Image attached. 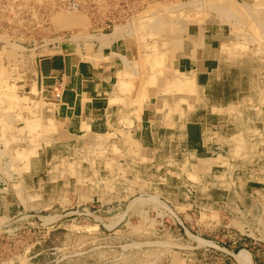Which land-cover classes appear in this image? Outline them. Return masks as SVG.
I'll return each instance as SVG.
<instances>
[{
	"label": "rangeland",
	"instance_id": "1",
	"mask_svg": "<svg viewBox=\"0 0 264 264\" xmlns=\"http://www.w3.org/2000/svg\"><path fill=\"white\" fill-rule=\"evenodd\" d=\"M63 1L15 0L11 13L8 1L0 0V116L6 106L18 100L14 92L28 59L49 53L47 47L55 38L86 34V42L81 40L85 51L91 39L119 24H129L135 39L140 36L141 42L151 43L164 39L165 33L167 38L179 39L187 31L196 35L200 30V38L212 31L219 36L223 53L235 58V67L243 73L250 67L260 71L264 65V39L252 26L255 20L264 26V0H234L245 6L247 13L243 6L238 8L241 12L233 7L229 12L227 8L192 9L189 5L194 1L203 4V0H75L78 14L88 15L87 26L56 29L51 15L55 9H63ZM26 3L32 10L25 8ZM24 21L29 23L25 27ZM7 41L17 44L18 50L10 49ZM250 60L255 61L252 66ZM239 62L242 64L238 66ZM131 77L126 88L119 85L120 89L131 91L142 85L141 73ZM4 142L0 143V188L10 187L12 179L17 183L12 187L20 196V174L10 177L14 166L21 172L20 163L15 164L12 148ZM58 150L65 158L62 163L76 161L82 168H94L87 175L85 170L77 174L83 181H92L93 197L85 194L78 202L65 197L60 204L52 199V206L38 207L29 202L21 209H6L10 201L1 196L0 203L6 205L0 206V264H242L235 255L241 249L250 252L252 264H264V173L260 167L245 164L235 168L225 159V166L216 171H224L222 177L206 171L199 180L197 174L177 167L173 175L159 167L150 176L145 167L140 175H127L125 169L111 178L84 158L75 159L74 155L81 157L84 152L74 151V145L60 144ZM61 175L56 171L46 177L50 183L45 189L56 193ZM32 177L30 171V181ZM112 183L116 189L107 187ZM117 185L126 187L125 192Z\"/></svg>",
	"mask_w": 264,
	"mask_h": 264
},
{
	"label": "crops",
	"instance_id": "2",
	"mask_svg": "<svg viewBox=\"0 0 264 264\" xmlns=\"http://www.w3.org/2000/svg\"><path fill=\"white\" fill-rule=\"evenodd\" d=\"M111 31L91 39L85 51L71 36L55 38L49 53L28 59L22 69L14 92L18 100L0 116V143L6 141L12 148L21 171L14 166L10 177L20 174L22 195H16L12 179L10 187L0 188V198L5 195L10 201L4 203L6 209L93 197L92 181L77 174L85 170L87 175L94 168H82L76 161L62 163L65 158L58 149L66 143L84 152L75 159L84 158L111 178L125 169L127 175H140L145 167L150 176L159 167L173 175L177 167L197 174L199 180L206 171L222 177L225 172L216 171L225 166V159L235 168L254 165L264 173V65L260 71L250 67L243 73L235 67V58L223 53L216 33L200 38L197 30L196 35L187 31L179 39L170 37L175 43L165 34L157 43L161 60L157 58L159 70L155 67L154 72L155 62L147 55L153 51L151 40L144 43ZM140 73V87L120 89V79ZM56 171L63 179L54 193L44 185ZM109 186L116 189L114 183Z\"/></svg>",
	"mask_w": 264,
	"mask_h": 264
},
{
	"label": "bare ground",
	"instance_id": "3",
	"mask_svg": "<svg viewBox=\"0 0 264 264\" xmlns=\"http://www.w3.org/2000/svg\"><path fill=\"white\" fill-rule=\"evenodd\" d=\"M8 1V4H7V7L9 6V8H7V9H9V10H11V13H12V10H14L15 11V7L13 6L14 5V2H15V0H7ZM21 1V0H20ZM22 1H25V0H22ZM42 1V0H41ZM33 2H35V1H33ZM40 2V1H39ZM62 2V1H61ZM60 2V3H61ZM64 2V4H62L61 6V8H63V9H59V10H54V12L52 13V15H51V19H53L52 21H53V25H54V27L56 28V29H58V27H59V29H61V27H63V28H71V29H74V28H80V27H83V26H87V25H85V24H87L88 22H86V17L88 16H84L83 15V13L82 14H78V12L76 11V10H78V5H77V3H78V1H77V3H76V1L75 0H64L63 1ZM24 3V2H23ZM27 3H29V2H27ZM27 3H26V6H25V8L27 7L28 8V10H29V8H31L30 6H28L27 5ZM172 3V2H171ZM175 3V2H174ZM18 4H20V3H18ZM32 4V3H31ZM187 4V3H186ZM22 5V4H21ZM30 5V4H29ZM165 5H168V3H166ZM185 5V4H184ZM189 5H190V7L192 8V9H194V7H197L198 9H201V7H204L205 9H225V8H227V10L229 11L230 9H232V7L235 9V11L236 12H241V10H239L241 7L240 6H243L242 4H239L238 5V3H236L234 0H226V1H224V0H203V4H201V2L200 3H198L197 1H194V2H190L189 3ZM188 5V6H189ZM16 6H18V5H16ZM163 7H165L164 5H162ZM2 7V5H0V8ZM5 7V6H4ZM171 7H173V6H171ZM174 7H175V5H174ZM181 7H182V4H181ZM230 7V8H229ZM244 7V9L246 10V13H247V10L248 9H246L245 8V6H243ZM242 7V8H243ZM17 8V7H16ZM35 8V7H34ZM161 8V7H160ZM167 8V7H166ZM165 8V9H166ZM169 8V7H168ZM179 8V7H178ZM239 8V9H238ZM6 9V10H7ZM162 9V8H161ZM164 9V8H163ZM172 9V8H171ZM177 9V8H176ZM190 9V8H189ZM209 9V10H210ZM223 9V10H224ZM5 10V11H6ZM20 10V9H19ZM22 10V9H21ZM31 10H32V8H31ZM170 10V9H169ZM202 10H203V8H202ZM201 10V11H202ZM220 10V11H221ZM226 10V11H227ZM23 11V10H22ZM165 11V10H164ZM191 11V10H190ZM199 11V10H198ZM232 11V10H231ZM18 12V11H17ZM17 12H13L15 15L17 14ZM35 12V11H34ZM194 12V11H193ZM213 12V11H212ZM215 12V11H214ZM222 12V11H221ZM230 12V11H229ZM19 14L21 13V11L20 12H18ZM26 13H27V11H26ZM188 13V12H187ZM197 13V12H196ZM218 13V12H217ZM224 13H226L225 11H224ZM248 13H249V16H251V12L250 11H248ZM22 14V13H21ZM20 14V15H21ZM141 14V13H140ZM195 14V13H194ZM244 13H241V15H243ZM26 15V14H25ZM138 15V14H137ZM148 15V14H147ZM173 15V14H172ZM191 15V14H190ZM198 15H199V13H198ZM227 15V14H226ZM134 15H132L131 17H133ZM196 16V15H195ZM222 16V15H221ZM246 16V15H245ZM20 17V16H19ZM130 17V18H131ZM153 17V16H152ZM151 17V18H152ZM89 18V17H88ZM87 18V19H88ZM191 18V17H190ZM250 18H252V17H250ZM231 19V18H230ZM241 19V18H240ZM253 19V18H252ZM131 20V19H130ZM154 20V19H153ZM194 20V19H193ZM235 20V19H234ZM250 20V19H249ZM255 20V19H254ZM159 21H160V19H159ZM166 21V20H165ZM236 21V20H235ZM125 22V21H124ZM135 22H137V21H135ZM166 22H168V21H166ZM253 22V21H252ZM172 23V22H171ZM27 24H29V23H27ZM26 24V22L24 21V22H22V25L25 27V25H27ZM134 24V23H133ZM174 24V23H173ZM253 24L255 25V28H254V25H252L253 26V29H254V31H255V33H257V35H260V37H261V39H264V26L262 25V23H260V21H256L255 20V23L253 22ZM129 25V24H128ZM128 25L126 26V25H118V26H115V27H113L112 28V31L110 32V33H112L113 34V36H115V35H118L119 33H125V34H127V35H130V36H132L133 35V30H131V29H133V28H131V26H129L128 27ZM131 25H132V23H131ZM138 25V24H137ZM245 25V24H244ZM133 26V25H132ZM174 26V25H173ZM252 28V27H251ZM67 29H65V30H67ZM148 29V28H147ZM152 29V28H151ZM85 30V29H84ZM145 30H146V28H145ZM148 30H150V28L148 29ZM173 30V29H172ZM76 31V30H75ZM93 31V30H92ZM154 31V30H153ZM156 31V30H155ZM87 32V31H86ZM132 32V33H131ZM80 33V32H79ZM84 33V32H83ZM140 33V32H139ZM155 33V32H154ZM153 33V34H154ZM157 33V32H156ZM88 34V33H87ZM90 34V33H89ZM106 34H108L109 35V33H106ZM166 34V33H165ZM73 35V34H72ZM141 35V34H140ZM150 35V34H149ZM88 36V35H87ZM102 36V35H101ZM111 36V35H110ZM142 36V35H141ZM147 36H148V33H147ZM156 36V35H155ZM165 36V35H164ZM169 36V35H168ZM85 37H86V34L85 35H83V34H75V37L73 36L72 37V39H75V41L77 42V43H82V41L81 40H83L84 42H86V39H85ZM97 37H100V35L99 36H97ZM107 38V36L105 35L103 38ZM134 37V36H133ZM144 37V36H143ZM69 38H70V36H69ZM87 38V37H86ZM89 38V37H88ZM140 38V36L138 37V39ZM167 38V37H166ZM169 38V37H168ZM97 39V38H96ZM143 39V38H142ZM147 39H148V37H147ZM171 39V38H170ZM88 40V39H87ZM101 40H102V38H101ZM163 40H165V38L163 39ZM90 41V40H89ZM139 41H140V39H139ZM175 41L176 40H174V41H172V39H171V42H173V43H175ZM102 42V41H101ZM152 42V41H151ZM151 42H149V43H151ZM155 42V43H154ZM153 43H152V48H151V50H153L152 52H150V53H147V55L151 58L150 60H151V62H155V64H153L152 65V68H153V71H154V68L155 67H157V69H158V64H159V62L157 63V58H158V56H159V54H158V46H159V44H157L158 43V41H154ZM8 45H9V47H10V49H12V50H14L18 45L17 44H14L12 41H7L6 42ZM145 43V42H144ZM172 43V44H173ZM88 44V43H87ZM186 44V43H185ZM184 44V45H185ZM83 45H85V43L83 44ZM181 45V44H180ZM187 45V44H186ZM140 46V45H139ZM21 47V46H20ZM142 47V46H141ZM146 46H144V48H145ZM148 47H150V45L148 46ZM188 47V46H187ZM184 48V47H183ZM20 49V48H19ZM168 49V48H167ZM16 50H18L17 48H16ZM150 50V51H151ZM188 50V49H187ZM146 51H148V50H146ZM183 52V51H182ZM163 53V52H162ZM187 53V52H186ZM167 54V53H166ZM169 54V53H168ZM236 54V53H235ZM240 54V53H239ZM186 55V54H185ZM167 56V55H166ZM160 57V56H159ZM238 58H240L239 56H238ZM160 59V58H159ZM161 60V59H160ZM159 60V61H160ZM163 60V59H162ZM238 60V59H237ZM177 61V60H176ZM157 63V64H156ZM162 63V62H161ZM238 63V62H237ZM160 65V64H159ZM162 65H163V63H162ZM237 66V65H236ZM258 67V66H257ZM221 68V67H220ZM256 68V67H255ZM222 69V68H221ZM253 69V68H252ZM159 70V69H158ZM254 71V70H253ZM155 72V71H154ZM158 73V72H157ZM226 73V72H225ZM247 74V73H246ZM154 75H156V74H154ZM223 77V76H222ZM232 79V78H231ZM256 79V78H255ZM154 80V79H153ZM240 80V79H239ZM126 81H128V80H123V79H120L119 80V82H118V86L120 85H122L121 87H125L126 88V86H127V82ZM152 81V80H151ZM129 82V81H128ZM220 82V81H219ZM225 82H226V80H225ZM228 82H229V80H228ZM131 83V82H130ZM129 83V84H130ZM256 83V82H255ZM128 84V86L130 87V85ZM220 84V83H219ZM223 84H224V82H223ZM239 84V83H238ZM254 84V83H253ZM207 85H210V84H207ZM220 86V85H219ZM255 86V85H254ZM239 87V86H238ZM224 89V88H223ZM223 89H222V91H223ZM230 89V88H229ZM4 90V89H3ZM231 90V89H230ZM236 90H238V89H236ZM227 91H228V88H227ZM247 91V90H246ZM240 95V94H239ZM223 97V96H222ZM222 100V99H221ZM28 108V107H27ZM14 132V131H13ZM29 162V161H28ZM200 243V242H199ZM201 244V243H200ZM204 244V243H203ZM236 255V257H237V259L238 260H240L242 263H244V264H251V261H250V256H249V254H248V252L246 251V250H244V249H242V250H240L237 254H235Z\"/></svg>",
	"mask_w": 264,
	"mask_h": 264
}]
</instances>
